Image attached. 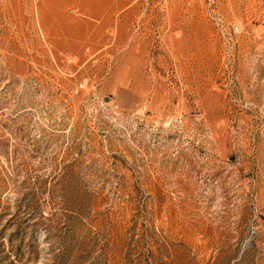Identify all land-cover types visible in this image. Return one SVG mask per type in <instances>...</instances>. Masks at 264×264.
Masks as SVG:
<instances>
[{"label":"rangeland","instance_id":"rangeland-1","mask_svg":"<svg viewBox=\"0 0 264 264\" xmlns=\"http://www.w3.org/2000/svg\"><path fill=\"white\" fill-rule=\"evenodd\" d=\"M0 264H264V0H0Z\"/></svg>","mask_w":264,"mask_h":264}]
</instances>
